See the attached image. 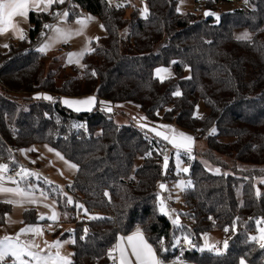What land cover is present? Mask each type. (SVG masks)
<instances>
[{
    "label": "trees",
    "instance_id": "1",
    "mask_svg": "<svg viewBox=\"0 0 264 264\" xmlns=\"http://www.w3.org/2000/svg\"><path fill=\"white\" fill-rule=\"evenodd\" d=\"M248 3L250 8L222 13L214 24L211 16L180 14L177 0H146V17L134 5L125 9L110 0H69L48 12H31L29 32L0 53V159L18 168L19 151L47 144L77 166L68 191L39 182L75 225L61 236L73 238L72 264H117L109 255L113 246L137 230L166 262L264 264V248L251 239L257 221L264 220V190L259 194L255 184L264 176V0ZM205 8L213 11L215 0ZM65 11L67 22L83 12L97 18L105 36L92 42L81 76L58 82L51 72L37 85L42 62L52 57L38 50L48 33L45 26H53ZM127 27L128 48L121 36ZM240 30H248L252 39H237ZM161 66H171L174 76L159 79ZM187 68L190 78L183 76ZM91 95L117 107L137 106L151 128L165 122L192 133L194 143V138L205 141L194 160L182 155L193 185L182 192L179 224L163 215L158 203L159 185L177 178L169 151L163 154L172 143L134 124L121 126L102 110L75 112L57 99ZM199 101L208 110L203 117L195 116ZM212 128L216 131L209 134ZM165 156L170 161L166 174ZM200 159L222 172H211ZM69 196L87 210L83 216L67 206ZM11 210V204L0 202V228ZM37 217L29 209L24 223ZM214 232L227 233V249L199 251L203 237ZM185 237L195 245L191 252L177 249ZM3 264H12V258Z\"/></svg>",
    "mask_w": 264,
    "mask_h": 264
},
{
    "label": "rangeland",
    "instance_id": "2",
    "mask_svg": "<svg viewBox=\"0 0 264 264\" xmlns=\"http://www.w3.org/2000/svg\"><path fill=\"white\" fill-rule=\"evenodd\" d=\"M113 2V0H111ZM118 2V0H116ZM178 1V11L182 15H187L190 13H196L201 14L205 18V12L209 11L212 13V15H209L213 18V23L217 24L219 22L220 16L222 13L225 12H231L243 7H248L249 3L248 0H243L242 3H240V0H215L216 8L213 9V11L208 10L205 8V4L208 0H177ZM117 5V3H115ZM140 9V14L142 17H146L147 14H145L144 9L147 8L146 0H141L137 2L136 5ZM132 10H129V13ZM148 13V8H147ZM218 17V19H217ZM100 22V21H99ZM74 22H63L57 21L54 23V28L52 30H48V33H46V36L44 40L41 42V44L38 47V50L40 51L41 48H44V51H40L42 53H46L51 58H48L46 61L42 62L41 70L39 74L37 75L35 79V83L38 85L40 84L51 72L56 73V78L58 82H62L66 79H70L73 77L81 76L83 73V67H84V57L91 51L92 49V42L94 40H97L100 36L98 35H89L88 30L86 28H82V26L78 24H73ZM101 23V22H100ZM56 29H60L61 32H57ZM130 33V28L127 27L123 31H121V36L124 39V46L130 47V42L128 40ZM247 34V39H240V37ZM98 36V37H95ZM253 35L248 30H240L236 32V38L240 40H250L252 39ZM94 38V39H91ZM18 42V41H17ZM16 43V42H15ZM47 45L48 47H45ZM161 44L157 45L152 53L158 54L159 50L161 48ZM163 69L166 70L164 72H161L160 75H157V70ZM156 76L161 79H168L174 76V71L171 66H161L156 69ZM184 78H190L191 77V71L189 68H187L184 72ZM207 108L205 106V103L203 101H199L196 106L195 116L197 117H203L207 114ZM125 115V116H123ZM134 116V115H132ZM116 121L118 124L122 125H131L134 124L137 127L140 128H147V124L145 123V119L139 118L137 121L134 120V117L131 118L130 113L129 114H123L122 111H119L117 114ZM161 128H159L161 131L169 134L172 136L173 134L178 135L179 133H183L186 136H191L193 138V134L189 131L183 130L181 128H178L177 126L173 124H168L165 122H160ZM215 128H212L209 132V134H213L212 130ZM216 131V130H215ZM195 145L194 148L190 151L181 150L175 146L169 147V154L168 157H172L174 160V167L176 169L177 178L173 181H169L167 183H163L166 186V190H162L160 185L158 187V203H159V210L160 212L167 216L169 220L174 223V220L179 219V214L183 210V200H182V192L191 187L193 185L191 179L188 177L190 165L188 161H186L183 158V154L186 158L190 159L191 161L197 158V155L194 154V151L197 150V152H201L206 148V143L204 140L201 139H195ZM177 156H179V163L177 161ZM200 161L203 162L204 166L210 170L213 173L220 174L222 170L219 166L213 165L208 160L200 159ZM142 162L141 159L137 160V166L140 165ZM1 165H3L1 163ZM187 168L188 171L184 172L182 169ZM219 169V172L216 170ZM20 173V171H18ZM257 192L260 194L264 190V176L261 178H257L255 181ZM239 197L241 198V194L239 193ZM71 199V197L69 196ZM163 199L164 204L166 205V211L167 215L161 211V200ZM72 200V199H71ZM80 205V204H79ZM78 205V216L81 217L84 214V211H80V207ZM76 212L71 214V217H74V214H77ZM77 216V217H78ZM99 216V215H94ZM66 217L69 215L67 214ZM69 224L68 221L61 222L59 224L60 232L58 233L61 236L70 233L71 228L67 227ZM73 224V223H71ZM176 224V223H174ZM29 225L27 228H40L41 229V223L35 222ZM45 225H50L46 223ZM74 225V224H73ZM75 226V225H74ZM50 227H54L57 229V225H50ZM264 227L262 224H258L257 231L251 235V239L253 236L259 237L260 232L259 228ZM26 228V229H27ZM42 230V229H41ZM4 235H3V234ZM219 234L222 238V243H224L225 240H227V234L223 233H216ZM3 235V236H2ZM26 233L23 232V230H20L19 228H0V237L1 240L5 236L9 237H20L21 243H29L34 242L36 245H39V248H36V252H39L41 255H55L56 249L48 247L49 245L54 244L56 241L62 242V248H60V253L62 256L68 257L72 261V252H71V244L73 243V238L67 237V238H60L58 236L52 235V234H44L43 232L41 234H34L30 232V239L25 238ZM56 239V241L54 240ZM180 240V239H179ZM178 240V241H179ZM29 241V242H27ZM46 242V243H45ZM221 242V241H220ZM219 242V243H220ZM257 243L260 244L259 239L256 240ZM223 246V244H220ZM30 264H35L34 261H31Z\"/></svg>",
    "mask_w": 264,
    "mask_h": 264
},
{
    "label": "crops",
    "instance_id": "3",
    "mask_svg": "<svg viewBox=\"0 0 264 264\" xmlns=\"http://www.w3.org/2000/svg\"><path fill=\"white\" fill-rule=\"evenodd\" d=\"M66 1H69V0H64V2H66ZM138 1H141V0H128L129 4L134 5V6L137 5ZM112 3L115 4L118 2L116 0H113ZM50 9L48 11H50ZM48 11H44V12H48ZM31 12H40V11H30L29 14ZM63 13H67V12L65 11ZM63 13L60 16L59 21L62 20L63 22H67L68 15L64 16ZM29 14H28V17L26 20H21L18 17L16 18V20L18 21V27L20 29H22L23 38L25 37V35L29 32V30L31 28V24L29 22ZM79 20H86L87 22L85 25H82L80 23H77V21H79ZM77 21H74L73 24L74 25L78 24L79 26L81 25L82 28L89 29L88 30L89 35H95L96 34V35L100 36L99 38L105 36V30L103 28V25L99 22V20L97 18L92 17L90 14L83 12V15ZM53 28H54V26H52L51 30ZM98 36H95V37H98ZM23 38H20V35L18 33L13 32V31H9L6 34L0 35V53L5 52L10 44L15 43V42H17ZM91 39H94V38H91ZM4 45H7V47H5ZM90 97H95V103L91 106L90 110H83L82 109L80 111H77V110H75L76 106H70V105L64 103L65 100H68V101L85 100V99H88ZM59 100L62 101L64 106H66L67 108H70L71 110H73L75 112H90L94 109L102 110V111L112 115L115 121H116L117 114L119 111H122L123 114H129L130 113L131 118L134 117V120H136V121L139 118L144 119L141 112L138 110V107L135 105L123 104V105H120L117 107L116 105H114L111 102L99 100L94 95L84 97V98H79V99L60 97ZM132 115H134V116H132ZM123 116H125V115H123ZM156 126L161 128V125L159 123L156 124ZM146 129L153 131V133H155V134L157 132H161L164 135L169 136L170 138L174 135L173 134L172 136H170L169 134L161 131L160 129L151 128L149 126H147ZM160 137H163V136H160ZM177 137H178V135H177ZM194 144L195 143L193 142L191 145V149H193ZM49 149H51V151ZM179 149L185 150V148H183V147H181ZM56 153H59L60 156H62L64 159L63 160L60 159V157L57 156ZM16 157L18 159L17 161L19 163V167L14 168V169H16L17 171H20V176H21L20 179L18 181H15V182H8V181H5L3 179L2 181H0V183H2L4 187H8V188H20L25 193H27V196L21 197V196L12 195L9 193H0V202L7 203L6 202L7 200L17 201L16 203H9L12 205V210L6 216L5 225L2 227L5 229L6 228H8V229L9 228H16V227L19 228L20 230L26 229L29 225L24 223L25 212L29 209H35L37 216H38L37 222L41 223V226L43 224H46V223H48L50 225L56 224L57 225L56 232L52 235H55V236H58L61 238V235L57 234V233H61L60 228H59V224L62 221L66 223V221H68V217H66V215H63L61 213V211L58 207V204L54 199L43 194V191H42V188H41L39 182L41 180L47 181V182L53 183L54 185H57L61 189L65 190L64 188H67L69 185L72 184V182H73V180L77 174V167L75 169L69 167V165L73 164V163L69 162L59 151L55 150L54 148H52L51 146H49L47 144H37V145H33V146H31L25 150H21L16 154ZM65 161H67V163H65ZM1 163L3 165H7L6 163H4L0 159V166H2ZM7 167H8V169H10V167L8 165H7ZM1 173L2 172H0V174ZM25 173H27V175ZM53 214L56 215L55 220L52 219ZM41 217H43V219ZM67 227H70L72 230L74 228V225L69 223L67 225ZM43 233L48 234L45 232H43ZM216 233L227 234L226 232H214V233H210V234L205 235L203 237L204 243H203V245L199 251H205L206 250V251H212V252L216 253L214 250H210V246L215 245V247H216L219 244H223L222 243L223 240H221L222 238L220 237L219 234H216ZM135 234H136V232L133 234H130V235L119 237L117 243L113 246V248L111 250V257L114 260V262L119 264L120 252H119V249L117 248V245L123 244V246L127 249L126 254L130 257L131 264H137L135 257L131 256V246L127 242V238L130 236H134ZM30 236H31L30 232H28V233H26L25 238L30 239ZM122 237L124 238L123 241L121 240ZM143 237L150 245H152L147 240V238L145 237L144 234H143ZM205 237L208 238L207 241L205 240ZM0 240H1V237H0ZM54 240L56 241V239H54ZM228 241H229V236L227 235V242ZM27 242H29V241H27ZM29 243H32V242H29ZM152 247H153V245H152ZM153 249L155 250L154 247H153ZM201 249H203V250H201ZM32 251H36V248H32ZM155 252L157 254V257L160 260H162L156 250H155ZM9 258H11V257H9ZM25 259H29V258L25 257ZM162 261H163V264H194L192 262L184 261V260L179 259V258L172 260V261H169V262H166L164 260H162ZM243 264H247V263L243 261Z\"/></svg>",
    "mask_w": 264,
    "mask_h": 264
},
{
    "label": "snow or ice",
    "instance_id": "4",
    "mask_svg": "<svg viewBox=\"0 0 264 264\" xmlns=\"http://www.w3.org/2000/svg\"><path fill=\"white\" fill-rule=\"evenodd\" d=\"M57 3H64V0H0V35L6 34L9 31H13L20 35V38H23L22 29L18 27V21L16 18H20L21 20H26L30 11H48L52 5ZM145 14H147V8L144 9ZM59 15V14H58ZM64 16H67L68 13H63ZM206 15H212V13H206ZM218 19V17H217ZM86 20H79L77 23L82 25L86 24ZM45 27H50L46 25ZM57 32H61L60 29H56ZM247 34L240 37V39H247ZM7 47V45H4ZM45 47H48L45 45ZM40 51H44V48H41ZM166 70L158 69L157 75L159 76L161 72ZM163 79V77H161ZM175 95H181L180 92H176ZM45 99L51 100L52 97H45ZM65 104L70 106H76L75 110H90L91 106L95 103V97H90L85 100H75V101H64ZM215 132V129L212 130ZM158 136H163L165 140H168L177 148H185L186 151H190L191 145L193 143V138L190 136H186L183 133H179L177 135H173L171 138L167 135H164L161 132L156 133ZM51 151V149H49ZM60 159H64L60 156L59 153H56ZM177 161L179 163V156H177ZM67 163V161H65ZM69 167L75 169L77 166L75 164H70ZM168 167V157H164V168ZM184 172H187L188 169H182ZM8 171L7 165L0 166V172ZM219 172V169L216 170ZM27 175V173H25ZM3 180V177L0 176V181ZM162 190H166V186L164 184L160 185ZM0 193H9L16 196L26 197L27 193H25L20 188H8L4 187L2 183H0ZM7 203H16L17 201L7 200ZM68 203H72V200L69 198ZM81 209L84 208L83 205H79ZM87 212V210H84ZM161 211L164 212L166 215L168 214L166 211V205L164 204L163 199L161 200ZM43 219V217H41ZM52 219H56V215L53 214ZM95 219V217H93ZM176 224H179L178 220L173 221ZM258 224L264 225V220L257 221ZM229 229H225L228 231ZM24 233H34V234H41L42 230L40 228H27L23 230ZM84 232H87V229H84ZM260 236L256 237L253 236L252 240L256 241L259 239L260 247L264 248V227L259 228ZM123 237L121 240L123 241ZM188 240L187 237H185ZM207 237L205 240L207 241ZM74 243V241H72ZM128 244L131 246V256H134L137 264H163V261L157 257L155 250L153 249L152 245H150L143 237V234L137 230L134 236H130L127 238ZM46 243V242H45ZM179 243V241H177ZM188 243L191 244L192 241L188 240ZM62 242L56 241L54 244L49 245L50 248H55L57 251L55 255H41L39 252L32 251V248H39V245H36L34 242L32 243H21L20 237H9L5 236L2 240H0V264H3L6 258H12V264H30L31 261H34L35 264H72V261L66 257L62 256L60 253V248H62ZM228 242L227 240L223 243V248L227 249ZM119 249L120 256H119V264H131L130 257L126 254L127 249L123 246V244L117 245ZM203 250V249H201ZM210 250H216L215 245L210 246ZM111 257V253L109 254ZM28 257L29 259H25ZM243 264V261L241 262Z\"/></svg>",
    "mask_w": 264,
    "mask_h": 264
},
{
    "label": "built area",
    "instance_id": "5",
    "mask_svg": "<svg viewBox=\"0 0 264 264\" xmlns=\"http://www.w3.org/2000/svg\"><path fill=\"white\" fill-rule=\"evenodd\" d=\"M242 2H243V0H240V3H242ZM117 4L119 6L125 8V9H129L130 8V4H129L128 0H118ZM49 26L50 27H47V28H48V30H51L52 26L51 25H49ZM0 85H1V81H0ZM57 99H60V96L57 97ZM168 151H169L168 147L165 146L163 148V154H165V155L168 154ZM0 175L3 177V179L5 181H8V182L18 181L20 179V177H21L20 173L14 168H10V169H8V171L2 172ZM65 190L68 191V187L65 188ZM67 206L70 209L75 208L76 211L78 212V203H75L74 201H72V203H68ZM41 229H42L43 232L48 233V234H54L56 232V228L50 227V225L43 224L41 226ZM194 246H195L194 243L189 244L188 240H186L185 238H181L179 240V243L177 244V249L191 252V251L194 250ZM224 250L225 249L223 248V246L219 244V245L216 246V250H214V251L215 252H223ZM111 261L114 262L112 257H111Z\"/></svg>",
    "mask_w": 264,
    "mask_h": 264
},
{
    "label": "water",
    "instance_id": "6",
    "mask_svg": "<svg viewBox=\"0 0 264 264\" xmlns=\"http://www.w3.org/2000/svg\"><path fill=\"white\" fill-rule=\"evenodd\" d=\"M206 13H210L209 11H206L205 12V18L208 19L209 18V15H206ZM169 164H170V161L168 160V167H169ZM168 167L165 169L164 168V164H163V173L166 174L167 170H168Z\"/></svg>",
    "mask_w": 264,
    "mask_h": 264
}]
</instances>
